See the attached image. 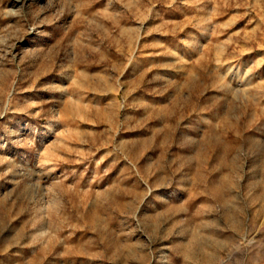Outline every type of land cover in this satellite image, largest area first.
Returning a JSON list of instances; mask_svg holds the SVG:
<instances>
[{"label": "rangeland", "instance_id": "374dc122", "mask_svg": "<svg viewBox=\"0 0 264 264\" xmlns=\"http://www.w3.org/2000/svg\"><path fill=\"white\" fill-rule=\"evenodd\" d=\"M0 264H264V0H0Z\"/></svg>", "mask_w": 264, "mask_h": 264}, {"label": "bare ground", "instance_id": "6f19581e", "mask_svg": "<svg viewBox=\"0 0 264 264\" xmlns=\"http://www.w3.org/2000/svg\"><path fill=\"white\" fill-rule=\"evenodd\" d=\"M18 1H20V3H22V2H23V0H18Z\"/></svg>", "mask_w": 264, "mask_h": 264}]
</instances>
